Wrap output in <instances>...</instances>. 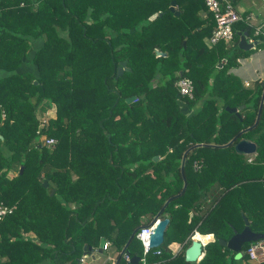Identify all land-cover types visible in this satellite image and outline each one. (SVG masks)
Listing matches in <instances>:
<instances>
[{
	"label": "trees",
	"instance_id": "trees-1",
	"mask_svg": "<svg viewBox=\"0 0 264 264\" xmlns=\"http://www.w3.org/2000/svg\"><path fill=\"white\" fill-rule=\"evenodd\" d=\"M170 1L0 0V202L11 208L0 264H76L100 237L106 264H140L129 261L142 257L135 233L168 198L162 245L145 264H251L217 242L243 228L242 215L264 231V93L251 127L264 80L245 87L229 72L244 53L237 30L251 29L238 22L230 41L207 47L214 21L203 0H174L177 15ZM24 57L32 72L17 71ZM179 77L191 99L178 96ZM239 139L254 153H236ZM193 232L214 240L186 262Z\"/></svg>",
	"mask_w": 264,
	"mask_h": 264
},
{
	"label": "built area",
	"instance_id": "built-area-1",
	"mask_svg": "<svg viewBox=\"0 0 264 264\" xmlns=\"http://www.w3.org/2000/svg\"><path fill=\"white\" fill-rule=\"evenodd\" d=\"M204 6L208 12L211 13L214 26L210 32V35L206 38V44L208 46L214 45L218 41L228 42L231 40L233 36V27L234 24L241 22L249 27V23L251 21L252 15L245 12H240L232 5L230 0H203ZM252 36L256 38H260L263 42V54H264V19L252 29ZM264 75V73H263ZM174 86L177 89V93L181 97H187L188 99L192 98V83L191 80L187 77H179L175 82ZM46 117L43 116L39 119V125L45 123ZM39 130H36L38 133ZM43 141V144L47 147H52L55 143V139L52 137H40ZM11 208L0 202V220L3 215L9 213ZM157 220L152 223L145 224L137 230L135 233V238L141 244V258L138 259L140 264H145V255L149 250L156 249L149 247V236L153 231ZM196 232H193V234ZM193 234L190 236L193 237ZM202 235V234H201ZM208 234H205V236ZM210 237L205 243H202V246L205 244L212 242L214 239L211 234ZM197 239V238H195ZM107 247V242H104L102 245V250H105ZM156 253L159 250L155 251ZM92 253V252H91ZM89 253V254H91ZM241 253L245 254L246 259L250 262L261 263L264 262V238L248 242L247 246ZM89 254L87 256L82 255L76 261V264H91L89 259ZM125 258H127V254H122Z\"/></svg>",
	"mask_w": 264,
	"mask_h": 264
},
{
	"label": "water",
	"instance_id": "water-1",
	"mask_svg": "<svg viewBox=\"0 0 264 264\" xmlns=\"http://www.w3.org/2000/svg\"><path fill=\"white\" fill-rule=\"evenodd\" d=\"M168 10L170 12H174V14H178V12L175 10V1L171 0ZM156 15H160V13L157 14H152L149 17V20L153 19ZM238 35V43H237V47L240 50H247L252 46V43H247L245 36L247 35V32H237ZM156 54H160V55H164V53H161L159 51H156ZM126 69L125 67V62L124 61H120L116 67V71H115V78L120 75L122 73V71ZM264 93V89L261 93V98L259 101V105H258V109H257V113L254 119V122L252 124L251 127H253L259 118V113H260V108H261V103H262V96ZM133 99L132 96L128 97L126 100L127 101H131ZM243 107V105H240L238 107H225V109L228 112H235L237 113V110L241 109ZM236 135L234 137H232L226 145L230 144L233 142V140L235 139ZM200 145V144H199ZM233 149L236 153L239 154H244V155H251L254 153L255 150V145L253 142L247 140V139H239L238 141H236L233 144ZM186 152V151H185ZM185 152L182 155V160L180 163V170L182 171V165H183V158L185 155ZM157 159L156 156H153V160ZM19 170L21 171V168H19ZM43 188L47 187V181L43 180L41 183ZM185 187V181L183 180V184L181 187V190L179 191L177 195L181 194L184 190ZM48 194L52 195L53 194V189H48ZM170 200V198L166 199L165 202L163 203L162 207L158 210V212L156 213V215L152 218V220L149 223H152L153 221L157 220L155 223V226L153 228L152 233L149 236V247L150 248H155V247H159L162 245L163 242V234L166 228V225L168 223V218L167 217H159V214L161 213L163 207L165 206V204ZM242 219H243V223L244 226L243 228L236 232L234 229H232V235L227 239V240H223V239H217V242L220 246L222 247H226L227 249H229L232 252L236 253V257H240V250H241V246L244 243L247 242H251V241H256L259 239L264 238V231L262 233H257V232H252L249 230L248 225H247V221L245 219V217L242 215ZM136 229L132 230L130 236L128 239H130L134 233H135ZM105 242L103 237L99 238L98 241V245L96 247V252L98 254H101L103 252L102 250V245ZM127 245V242L124 244V246L122 247V250L119 252V255H121L123 252L125 254H128V250L125 248ZM202 244L198 239L195 238H191L190 239V243L189 245L184 249L183 251V256H184V261L186 262H193L195 261L199 256H201V251H202ZM83 255L87 256L88 254H86L85 252V247H83ZM89 258L90 259H94V255H90L89 254ZM129 261L131 263H136L138 261V257L137 256H131L129 258ZM117 259L114 261L113 264H116Z\"/></svg>",
	"mask_w": 264,
	"mask_h": 264
},
{
	"label": "crops",
	"instance_id": "crops-1",
	"mask_svg": "<svg viewBox=\"0 0 264 264\" xmlns=\"http://www.w3.org/2000/svg\"><path fill=\"white\" fill-rule=\"evenodd\" d=\"M230 1L232 5L234 6V8H236L238 11L249 13L252 15L251 21L249 23V28L251 29V32L249 33L248 31H242V32H247V35L245 36L246 42L252 43V46L247 50H242L244 51V53L241 54L237 58L235 66L229 69V72H231L233 75L239 78L243 86L248 87L252 85L254 82H257V81L259 82V81L264 80V75H263L264 73V54H263V49H262L263 43L261 42L262 40L260 38L256 39V37L252 36L253 27L258 25L264 19V0H240L236 5H235L236 0H230ZM204 21H206V19H204ZM237 32H241V31L237 30ZM237 32H236V35H237ZM205 42H206V38H205ZM40 43L41 41L38 40L35 42L34 45L37 46ZM237 43H238V39H237ZM28 59L29 57L28 58L24 57L22 59L21 64L17 68V71L32 72L34 70L33 66L29 64ZM179 103H180V108L186 114L189 115L191 110L186 105H184V103H182L181 101ZM206 236L210 237V235H206ZM171 244L172 243L169 244L168 248L171 247ZM173 246L174 247L171 250L172 252L178 249L177 243L174 244ZM95 249L96 248H94L92 250V253L90 254V255H94V258L96 254H98ZM115 253L116 252H114L113 254ZM102 254H104L105 257L101 261V264H106L107 261L111 262V257L113 255L110 256L109 251L108 253H106V251L103 250ZM250 263L251 264H262V263H257V262H250Z\"/></svg>",
	"mask_w": 264,
	"mask_h": 264
},
{
	"label": "rangeland",
	"instance_id": "rangeland-1",
	"mask_svg": "<svg viewBox=\"0 0 264 264\" xmlns=\"http://www.w3.org/2000/svg\"><path fill=\"white\" fill-rule=\"evenodd\" d=\"M240 0H236V2H235V5L239 2ZM204 44L206 45V46H208L207 44H206V42H205V39H204ZM209 47V46H208ZM251 86V85H250ZM250 86H248V87H250ZM41 109H40V111H38V113H37V117H38V119H40L41 117H43V116H47V112H48V108L47 107H40ZM41 114H43V115H41ZM242 131V130H241ZM12 174V172H9L8 173V175H11ZM174 244H176V242H172V244H171V247L170 248H168V246L169 245H167V248L171 251L172 249H173V245ZM96 248V247H95ZM104 257H105V255L104 254H96V256H95V258L94 259H92V260H90V263L91 264H101V261L104 259ZM90 259V258H89Z\"/></svg>",
	"mask_w": 264,
	"mask_h": 264
},
{
	"label": "bare ground",
	"instance_id": "bare-ground-1",
	"mask_svg": "<svg viewBox=\"0 0 264 264\" xmlns=\"http://www.w3.org/2000/svg\"><path fill=\"white\" fill-rule=\"evenodd\" d=\"M194 236H195V238H197L202 243H205L208 240V238H209V236H200L198 233H195L193 235V237Z\"/></svg>",
	"mask_w": 264,
	"mask_h": 264
}]
</instances>
